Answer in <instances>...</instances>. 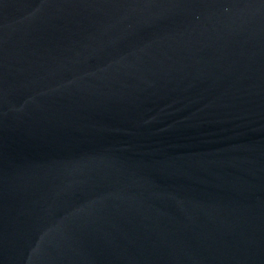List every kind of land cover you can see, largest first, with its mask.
Segmentation results:
<instances>
[{"label": "water", "instance_id": "95a60500", "mask_svg": "<svg viewBox=\"0 0 264 264\" xmlns=\"http://www.w3.org/2000/svg\"><path fill=\"white\" fill-rule=\"evenodd\" d=\"M0 264H264V0H0Z\"/></svg>", "mask_w": 264, "mask_h": 264}]
</instances>
